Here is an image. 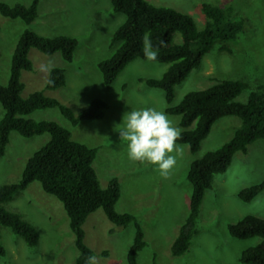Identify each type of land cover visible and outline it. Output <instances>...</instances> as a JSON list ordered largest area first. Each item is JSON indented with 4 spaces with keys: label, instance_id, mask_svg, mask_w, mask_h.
I'll return each instance as SVG.
<instances>
[{
    "label": "rangeland",
    "instance_id": "1",
    "mask_svg": "<svg viewBox=\"0 0 264 264\" xmlns=\"http://www.w3.org/2000/svg\"><path fill=\"white\" fill-rule=\"evenodd\" d=\"M9 5H28L31 0H0ZM157 7L170 8L188 15L196 30H201L205 18L201 4L231 7L234 15L245 20V27L234 40L216 43L206 52L200 65L174 88L171 105L185 93L202 90L217 80H241L248 86L235 100L245 102L251 90H264V0H145ZM125 20L122 13L113 12L110 0H39L37 16L25 23L0 15V84L9 79L10 59L15 43L24 30L52 37L65 35L76 39L70 62L59 52L50 55L35 48L28 52L32 70H23L22 98L42 91L56 99L74 114L85 109L91 100L102 99L107 104L100 120H82L71 126L57 108L37 109L26 115L31 120H48L70 130L72 139L97 148L92 163L101 187L111 178L120 186L115 203L117 212L132 214L143 231L146 246L136 254V264H241L242 250L259 239H236L229 235L228 224L245 215L264 219V188L250 202L237 196L240 189L264 182V138L248 145L247 151L236 152L231 164L217 174L204 193L196 219V233L188 250L181 256L169 254V247L179 226L188 214L191 186L186 178L190 162L205 151L214 150L227 142L240 124L239 118L228 116L218 120L200 143L198 152L190 154L187 146L178 144L176 164L167 178H162L154 165L128 159L125 142L119 138L125 113L140 107H153L165 112L168 106L164 93L145 84L147 79L160 78L167 64L148 59L128 63L110 84L102 81L98 62L109 58L119 43L110 44L111 36ZM173 43H180L175 33ZM224 47V48H222ZM62 68L65 84L54 90L45 88L49 70ZM167 114V113H166ZM3 109L0 105V118ZM178 125L179 117L167 114ZM48 134L25 138L11 132L4 155L0 158V185L18 182L27 159L47 140ZM3 208L18 212L38 231L36 246L28 247L23 239L7 227H0V242L4 255L0 264H73L77 256L74 236L62 204L45 193L38 182L14 195ZM84 243L95 257V264H128L127 252L132 244L134 227L114 225L103 211L91 213L82 225Z\"/></svg>",
    "mask_w": 264,
    "mask_h": 264
},
{
    "label": "trees",
    "instance_id": "2",
    "mask_svg": "<svg viewBox=\"0 0 264 264\" xmlns=\"http://www.w3.org/2000/svg\"><path fill=\"white\" fill-rule=\"evenodd\" d=\"M38 3L39 0H31L28 5H9L0 1V15L30 23L37 16ZM110 3L112 11L122 13L125 20L116 28L110 40L111 45H119L109 58L98 62L105 85H110L131 61L145 59L142 38L147 35L158 49L157 58L151 61L167 64V68L160 78L147 79L145 84L162 90L168 105L165 113L179 117L181 135L176 143L187 146L190 154L194 155L218 120L228 116L240 120L227 142L214 150L205 151L189 164L186 175L191 186L188 214L169 247V254L178 257L188 250L191 238L196 233L199 206L214 176L227 170L236 152L245 153L248 145L264 138V90L262 87L251 90L245 102H238L235 98L248 88L247 84L241 80L222 79L205 89L185 93L178 103L171 105L175 86L200 65L203 55L216 43L225 44L234 40L245 27L244 18L234 15L230 6L202 3L205 24L198 31L188 15L170 8L152 6L145 0H110ZM175 33L181 36L178 44L172 42ZM76 45V39L69 36L46 37L30 30H24L15 43L8 82L6 85L0 84V105L3 109L0 118V158L5 153L11 132L25 138L42 134L49 137L27 159L18 182L0 185V227L9 228L28 247L37 245L39 234L35 227L18 212L4 209L3 204L25 190L30 183L38 182L45 193L62 204L67 215L77 249L73 264H86L88 257L93 256L92 250L84 243L82 225L97 209H101L114 225H133V240L126 258L128 264H136V254L146 246L143 231L132 214L115 210L120 196L117 179L111 178L105 187L100 186L92 165L97 148L73 140L70 130L56 122L25 117L34 110L44 108H57L71 126L82 120H100L104 117L107 104L99 98L91 100L85 109L74 114L70 108L45 96L42 91L32 92L27 98L21 96L23 84L20 74L23 70H32L28 59L31 48L46 55L59 52L63 60L70 62ZM64 84V70L51 68L45 88L54 90ZM263 188L264 182L254 184L240 189L237 196L243 202H250ZM227 231L236 239L258 238L256 244L241 251L238 260L241 264H264V219L245 215L236 223L228 224ZM4 253L0 242V256Z\"/></svg>",
    "mask_w": 264,
    "mask_h": 264
},
{
    "label": "clouds",
    "instance_id": "3",
    "mask_svg": "<svg viewBox=\"0 0 264 264\" xmlns=\"http://www.w3.org/2000/svg\"><path fill=\"white\" fill-rule=\"evenodd\" d=\"M143 55L155 60L158 49L149 36L142 38ZM119 138L125 142L128 159L154 165L162 178H167L176 164L180 148L176 141L181 130L169 119L168 115L153 107H140L127 111L123 125L119 128ZM86 264H95V257L89 256Z\"/></svg>",
    "mask_w": 264,
    "mask_h": 264
}]
</instances>
